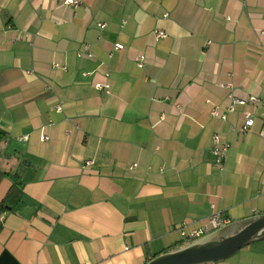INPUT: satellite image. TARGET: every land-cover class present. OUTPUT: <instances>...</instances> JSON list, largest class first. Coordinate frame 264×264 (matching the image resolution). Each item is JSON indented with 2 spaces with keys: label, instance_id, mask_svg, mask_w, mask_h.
Listing matches in <instances>:
<instances>
[{
  "label": "crops",
  "instance_id": "crops-1",
  "mask_svg": "<svg viewBox=\"0 0 264 264\" xmlns=\"http://www.w3.org/2000/svg\"><path fill=\"white\" fill-rule=\"evenodd\" d=\"M80 2L0 0V264H145L184 223L263 214L264 106L228 107L264 98V0ZM210 264H264V240Z\"/></svg>",
  "mask_w": 264,
  "mask_h": 264
},
{
  "label": "water",
  "instance_id": "water-1",
  "mask_svg": "<svg viewBox=\"0 0 264 264\" xmlns=\"http://www.w3.org/2000/svg\"><path fill=\"white\" fill-rule=\"evenodd\" d=\"M264 240V213L232 221L188 244L163 252L145 264H210Z\"/></svg>",
  "mask_w": 264,
  "mask_h": 264
},
{
  "label": "built area",
  "instance_id": "built-area-1",
  "mask_svg": "<svg viewBox=\"0 0 264 264\" xmlns=\"http://www.w3.org/2000/svg\"><path fill=\"white\" fill-rule=\"evenodd\" d=\"M80 0H64V4H70L73 5L75 8L79 6ZM106 26L105 23H99L98 27L100 29H104ZM166 33L163 30H156L155 31V37L156 39H161L166 37ZM17 39H20V36L18 35L16 37ZM114 49L117 51L123 50L124 46L120 43L114 44ZM80 54H84L87 57H92L93 54L91 52L89 44H85L83 46V50L80 52ZM136 64L138 67H143L145 65V57L143 55H138L136 58ZM54 66H58V64H54ZM95 88L99 90H105L106 92H109L110 86L109 84H101V83H96ZM247 104H253V105H260L264 106V98H258L256 96H249L246 99H241V98H236V97H231V104L228 107V111L234 110L236 105H247ZM62 110V103L59 102L56 106V111L60 112ZM213 116L220 117L222 119L225 118L224 115H221L216 109L212 111ZM254 124V116L250 111H245L244 112V121L243 125L240 129L241 132H245L249 128H251ZM264 136V132H263ZM42 140H46L47 136L45 134H42L40 136ZM212 141H213V155L215 157V165L222 169L223 168V163L224 159L226 156V152L228 150V144L223 141L218 134H214L212 136ZM94 161L92 159H87L84 161L85 165H91L93 164ZM137 164H133L131 168L136 167ZM228 223L227 218L222 214L221 211H215L213 212L208 218L207 222L204 223L203 225L199 227H193L190 226L187 223L182 224L179 227V232L181 236L182 242H192L194 240H197L201 238L202 236L212 232L213 230H216L220 228L221 226H224L225 224Z\"/></svg>",
  "mask_w": 264,
  "mask_h": 264
},
{
  "label": "trees",
  "instance_id": "trees-1",
  "mask_svg": "<svg viewBox=\"0 0 264 264\" xmlns=\"http://www.w3.org/2000/svg\"><path fill=\"white\" fill-rule=\"evenodd\" d=\"M2 133H0V138H1ZM0 175H8L6 172H0ZM21 198V188H20V183L14 182L10 189L8 190L7 194L4 196L2 201L0 202V213L5 212L7 210L13 209L16 204L20 201ZM1 228V224H0ZM187 243H182L179 247H182ZM178 247V248H179Z\"/></svg>",
  "mask_w": 264,
  "mask_h": 264
}]
</instances>
